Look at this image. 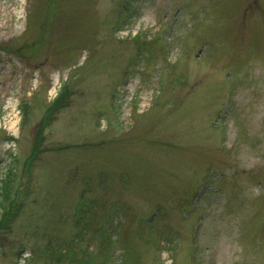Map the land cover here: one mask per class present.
Listing matches in <instances>:
<instances>
[{
    "label": "rangeland",
    "instance_id": "374dc122",
    "mask_svg": "<svg viewBox=\"0 0 264 264\" xmlns=\"http://www.w3.org/2000/svg\"><path fill=\"white\" fill-rule=\"evenodd\" d=\"M10 172L0 264H264V0H0Z\"/></svg>",
    "mask_w": 264,
    "mask_h": 264
},
{
    "label": "trees",
    "instance_id": "16d2710c",
    "mask_svg": "<svg viewBox=\"0 0 264 264\" xmlns=\"http://www.w3.org/2000/svg\"><path fill=\"white\" fill-rule=\"evenodd\" d=\"M137 37V36H136ZM146 44H147V42L144 40V39H142L141 41H140V45L143 47V46H146ZM141 46H138V55H141V52H142V47ZM64 97H67L66 96V94H65V91H64V93H60V95H59V98L58 99H56L51 105H50V107H49V110H53V109H55L56 107H58L57 105H58V100L60 99V98H64ZM28 109V108H27ZM49 115V113L47 114V116ZM46 116V117H47ZM39 128V127H38ZM42 127H40L39 129H38V131L36 132L37 134H36V137H35V142H34V144L32 145V149H31V151H30V156L28 157V160H27V164L28 165H31V160H33V159H36L37 158V155L38 154H41V152H42V150L43 149H41L40 148V145H41V142H42V134H41V132H42ZM7 140H11L12 139V137L10 136V137H7L6 138ZM12 173L10 172V176H8V178L6 179V181L4 180L3 182H2V185H1V190H2V193H1V198H2V201L5 203L4 204V206H2L3 207V209H4V212H3V215H4V217H5V214H8V216L10 215V213H9V211H11L13 208H15V209H17V207L19 208V205H17L18 203L16 202L15 203V186H14V183H15V179H14V177H13V174L11 175ZM16 177H17V175H16ZM14 179V180H13ZM17 206V207H16ZM12 213V212H11ZM2 215V216H3ZM0 228H1V226H0ZM156 241V240H155ZM159 246H163V245H161V243H160V241H156V244H155V248L157 249V250H160V248H159ZM60 253V252H59ZM59 257H61V256H59ZM85 257H82V258H80V259H78V260H85V261H87L88 262V259L87 258H85Z\"/></svg>",
    "mask_w": 264,
    "mask_h": 264
}]
</instances>
